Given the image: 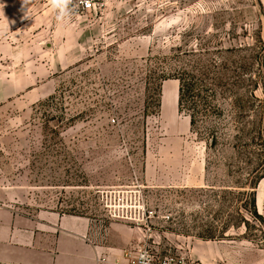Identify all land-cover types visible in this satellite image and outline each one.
Wrapping results in <instances>:
<instances>
[{"label": "rangeland", "instance_id": "1", "mask_svg": "<svg viewBox=\"0 0 264 264\" xmlns=\"http://www.w3.org/2000/svg\"><path fill=\"white\" fill-rule=\"evenodd\" d=\"M30 15L0 0V205L137 228L157 259L264 264V0Z\"/></svg>", "mask_w": 264, "mask_h": 264}, {"label": "crops", "instance_id": "2", "mask_svg": "<svg viewBox=\"0 0 264 264\" xmlns=\"http://www.w3.org/2000/svg\"><path fill=\"white\" fill-rule=\"evenodd\" d=\"M172 97L165 88L164 108ZM141 238L137 228L121 223L103 228L85 215L0 205V264H127L128 249Z\"/></svg>", "mask_w": 264, "mask_h": 264}, {"label": "built area", "instance_id": "3", "mask_svg": "<svg viewBox=\"0 0 264 264\" xmlns=\"http://www.w3.org/2000/svg\"><path fill=\"white\" fill-rule=\"evenodd\" d=\"M98 0H74V4L82 12H89L95 8ZM152 215L153 212H149ZM150 215H148L150 217ZM147 252L150 257V264H194L187 256L178 255L175 257H164L162 259H157L154 255L151 244L148 240L143 242H138L134 244L127 251V264H140L141 252Z\"/></svg>", "mask_w": 264, "mask_h": 264}, {"label": "clouds", "instance_id": "4", "mask_svg": "<svg viewBox=\"0 0 264 264\" xmlns=\"http://www.w3.org/2000/svg\"><path fill=\"white\" fill-rule=\"evenodd\" d=\"M51 10L55 13V20L58 24H64L76 11L74 0H47ZM33 0H21V11L24 18H31L30 6ZM140 264H150V257L147 252H141Z\"/></svg>", "mask_w": 264, "mask_h": 264}, {"label": "trees", "instance_id": "5", "mask_svg": "<svg viewBox=\"0 0 264 264\" xmlns=\"http://www.w3.org/2000/svg\"><path fill=\"white\" fill-rule=\"evenodd\" d=\"M202 80L198 78V74L195 73L194 70H188L184 72L182 77L180 78V88H179V109L182 110L184 107V103L186 100L189 99V94L193 90L195 86H198V83H201ZM191 120L190 125L191 129L195 130L196 127V114L193 112L190 114ZM262 178H264V173L259 176L258 180L254 183V186H256ZM258 182V183H257ZM253 197L251 201V205L253 208V214L256 215V217H259L264 223V217L261 215L258 216L257 212V206H256V194L253 192Z\"/></svg>", "mask_w": 264, "mask_h": 264}]
</instances>
